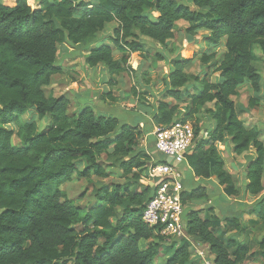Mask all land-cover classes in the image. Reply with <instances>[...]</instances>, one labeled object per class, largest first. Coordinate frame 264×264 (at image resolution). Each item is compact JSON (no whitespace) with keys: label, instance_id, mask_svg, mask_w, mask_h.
<instances>
[{"label":"trees","instance_id":"16d2710c","mask_svg":"<svg viewBox=\"0 0 264 264\" xmlns=\"http://www.w3.org/2000/svg\"><path fill=\"white\" fill-rule=\"evenodd\" d=\"M28 1L0 4V264H155L161 255L159 243L143 246L155 239L165 241L142 220L155 189L148 185L133 190L148 178L153 159L139 149L142 131L96 115L90 107L69 114L71 92L59 97L46 92L52 79L64 73L58 62L64 44L82 48L96 44L85 65L105 67L114 88L127 64L126 58L115 60L114 52L146 59L141 38L165 47L183 21L190 35L208 31L209 46L225 40L226 52L215 69L217 80L187 73L196 54L173 60L166 98L188 103L181 112L178 105L160 101L154 107V122L157 128L177 121L193 124L195 146L187 163L196 179H215L228 198L264 194L263 134L246 127L233 101L244 84H251L255 94L262 92L264 0H185L189 5L178 0H39L36 8ZM112 23L118 27L111 46L99 45L98 33ZM215 58L202 54L201 62ZM104 99L116 101L112 92ZM259 102L251 98L249 107L258 109ZM143 104L149 105L145 99ZM208 104L213 108L205 113L214 127L202 130L196 117ZM30 111L39 120L50 121L44 131L39 132L35 121H23ZM10 125L16 128H7ZM14 137L20 146H14ZM218 145L228 146L236 157L255 152L247 163L243 187L226 170ZM110 167L121 172L125 183L95 189L97 202L89 207L63 190L76 179H106ZM211 193L208 187H198L183 194V203L205 200ZM251 209L264 228V197ZM202 211L187 213V234L208 246L214 264H243L254 256L253 244L229 237L230 228L245 231L239 214L222 220L212 209L205 217ZM174 244L164 264H188L191 243ZM257 246L264 260V237Z\"/></svg>","mask_w":264,"mask_h":264},{"label":"rangeland","instance_id":"374dc122","mask_svg":"<svg viewBox=\"0 0 264 264\" xmlns=\"http://www.w3.org/2000/svg\"><path fill=\"white\" fill-rule=\"evenodd\" d=\"M38 1L31 0V2H28L30 6L36 8L38 7ZM84 1L91 2L93 0ZM178 1L190 4V2L185 0ZM15 2L16 0H0V4L6 6H14ZM117 27V23H112L104 31L99 32L97 36L98 44L111 46L110 39ZM188 27L187 23L183 21L178 22L174 39L168 41L165 47L141 38L140 42L144 45L146 51L144 56L146 59L138 55H122L115 51L114 59L121 61L126 58L127 64L123 65L125 72L118 79L116 78L117 85L114 88L109 85L110 75L105 67L99 66L91 69L85 65V57L96 44H92L86 48L70 47L66 44L61 45L59 47L58 62L60 67L63 68L64 73L52 79V83L46 88V92L49 96L53 97H59L71 92L69 94L71 101L69 114H78L85 107H90L96 115L115 118L120 125L139 127L143 134L139 140V149L147 151L152 143V133L157 126L154 122V107L160 101H166L172 105H178L180 111L184 112V108L188 103V101L177 103L173 99L166 98V81L172 70L173 60L191 58L196 54L194 61L186 70L188 74L198 76L201 79L207 76L211 81L217 80L219 76V74L215 73V69L218 63L222 61L226 52L225 40L218 45L209 46L207 44L209 38L208 31H197L195 34L190 35L187 33ZM255 52L263 60L262 53L258 47L255 48ZM202 54L208 56L215 54L216 58L208 64H203L201 62ZM159 56H162L163 60H159ZM260 70L263 77L262 92L259 95L255 94L251 84H244L238 88V95L233 98V101L236 104L240 119L245 123L246 127H256L261 130L263 134L262 140L264 141V62H261ZM109 92H112V96L116 101L104 99ZM142 98L147 100L149 105L143 104ZM251 98L260 99L258 109H251L249 107ZM212 108V104L206 105L200 115L196 117L201 122L202 130H204V126H210L205 110ZM23 121H35L39 132L44 131L50 123L48 119L39 120L35 111H30L23 118ZM7 128L15 129L16 127L10 125ZM204 138L207 137L204 136ZM13 144L14 146H20L21 142L17 137H14ZM218 151L225 160L226 170L234 175L237 185L243 187L247 163L255 156V152L251 150L242 157H236L226 145H218ZM105 161L106 158L103 157V163L108 165ZM108 171L110 175L106 179H98L96 177L91 180L76 179L73 183L65 185L63 190L66 191L71 200L80 202L84 207H89L97 202L95 199V189L112 183H125V179L120 178L121 172L115 167H110ZM183 178L184 187L187 192L198 187H208L212 190L209 198L188 203L185 213H188L190 209L203 210L201 216L205 217L208 215L209 209H212L213 214L222 220L239 214L245 231L244 233H239L235 229L230 228L229 237H234L241 243L249 242L254 245L252 250L254 256L250 257L243 264H264L257 246V243L264 237V228L257 220L256 213L251 211V208L256 207L261 197H264V194L257 198L249 196L228 198L225 196L223 188L218 185L215 179L207 182L199 180L195 183L194 176L188 169H183ZM148 185L152 186V181L149 178H143L140 184L133 187V190L140 191L143 186ZM83 195H85L84 198H82ZM174 242L155 239L144 242L143 246L149 247L151 244L159 243L161 255L160 258L155 260V264H164L167 258L173 254V248L176 246ZM191 245V260L188 264L213 263V257L210 255L208 246L195 242ZM202 253H204V257L201 258L199 256Z\"/></svg>","mask_w":264,"mask_h":264},{"label":"built area","instance_id":"2783aa9c","mask_svg":"<svg viewBox=\"0 0 264 264\" xmlns=\"http://www.w3.org/2000/svg\"><path fill=\"white\" fill-rule=\"evenodd\" d=\"M208 137V133L203 134ZM155 155L149 165L148 178L155 192L147 203L142 220L165 241H193L187 234L183 203V168L195 146V130L190 122L177 121L171 126L155 128ZM199 257H204L202 253ZM210 264V263H207ZM214 264V263H211Z\"/></svg>","mask_w":264,"mask_h":264},{"label":"crops","instance_id":"0c3cea01","mask_svg":"<svg viewBox=\"0 0 264 264\" xmlns=\"http://www.w3.org/2000/svg\"><path fill=\"white\" fill-rule=\"evenodd\" d=\"M214 127V124H210V128H213ZM154 130H155V128H154ZM154 133H155V131H153V133H152V143H151V146L149 147V153L155 158V159H159V155H155L156 153H155V151H154V148H155V136H154ZM255 155V154H254ZM182 168L185 170V169H188V170H190L191 172H192V170L190 169V167H189V165H188V163H186L185 165H183L182 166ZM192 175L194 176V174H193V172H192ZM197 181H199L198 179H196L195 178V176H194V182L196 183ZM213 261V260H212Z\"/></svg>","mask_w":264,"mask_h":264},{"label":"clouds","instance_id":"9594fccd","mask_svg":"<svg viewBox=\"0 0 264 264\" xmlns=\"http://www.w3.org/2000/svg\"><path fill=\"white\" fill-rule=\"evenodd\" d=\"M29 2H31V0H29ZM205 264H207V262H205Z\"/></svg>","mask_w":264,"mask_h":264}]
</instances>
